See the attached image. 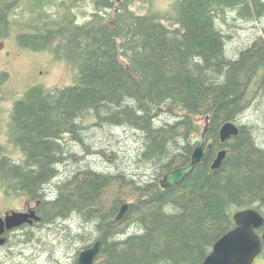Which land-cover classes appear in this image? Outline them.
<instances>
[{
  "label": "trees",
  "instance_id": "16d2710c",
  "mask_svg": "<svg viewBox=\"0 0 264 264\" xmlns=\"http://www.w3.org/2000/svg\"><path fill=\"white\" fill-rule=\"evenodd\" d=\"M24 1L0 0V37L19 23L12 14ZM92 1L96 11L85 23L69 2L53 17L49 0L27 1L34 16L26 23L35 31L20 33L19 44L55 49L78 73L72 85L33 86L14 102L8 134L23 157L14 160L0 143V183L39 200L44 225L80 217L84 225L72 236L84 248L101 241L96 264H202L235 227L236 211L255 208L264 215V146L253 127L239 121L264 90V41L232 57L216 24L227 9L261 19L264 0H171L168 9L145 14L131 5L153 0ZM201 118H208L206 139L213 145L207 159L180 184L163 188L167 172L190 163L189 138L201 134ZM87 119L138 131V163L151 165L155 176L85 167L58 179L72 158L65 136L84 144ZM228 121L240 132L222 143L219 130ZM224 147L227 156L213 169ZM56 179V193H47ZM125 203L129 208L117 220Z\"/></svg>",
  "mask_w": 264,
  "mask_h": 264
},
{
  "label": "rangeland",
  "instance_id": "374dc122",
  "mask_svg": "<svg viewBox=\"0 0 264 264\" xmlns=\"http://www.w3.org/2000/svg\"><path fill=\"white\" fill-rule=\"evenodd\" d=\"M27 1H24L15 13H9L19 23L14 24L6 36L0 37V72L5 70L10 73L7 82L0 88V143L7 147V154L16 161H20L23 155L11 142L8 134L14 100L23 97L33 86L53 88L72 85L78 73L76 65L55 49L36 50L19 44L17 36L20 33L35 31V28L26 23L34 16V13L27 9ZM64 2L71 3L79 23L88 21L96 11L92 0H49L50 5H47L46 9L53 17H58L64 12L61 6ZM150 2L152 3L135 1L131 8L135 12L145 14L151 10L164 11L171 5V0ZM216 24L227 36V53L232 57L238 56L240 51L258 40L264 41V17L255 21L246 20L240 17L237 11L227 9L225 14L217 18ZM261 95L243 113L239 121L251 125L256 140L264 146V90ZM199 122L201 127L206 124L203 118ZM83 123L85 128L81 135L84 144L71 134L65 136L68 145L66 148L70 150L72 158L60 166L61 177L58 179L67 178L74 171L85 167L112 173L125 171L136 178L149 179L155 176L151 165L138 163V153L142 148L141 134L138 131L126 127L97 125L92 119ZM100 150L102 152H99ZM112 150L116 151L114 155ZM58 179L46 187L47 193H56L54 184ZM30 201L28 195L8 190L0 183V214L23 208ZM36 223L37 225H27L9 235V243L0 246L2 264H71L78 259L80 251L85 249V244L77 242L71 233L84 225L80 217L74 216L47 225ZM88 225H85L87 229ZM254 264H264V251L256 258Z\"/></svg>",
  "mask_w": 264,
  "mask_h": 264
},
{
  "label": "water",
  "instance_id": "95a60500",
  "mask_svg": "<svg viewBox=\"0 0 264 264\" xmlns=\"http://www.w3.org/2000/svg\"><path fill=\"white\" fill-rule=\"evenodd\" d=\"M208 118L201 134H193L189 138V143L193 145L191 161L188 165L178 167L167 172L161 179L160 184L163 188H170L180 184L195 169L198 163L204 162L211 149L212 143L206 139L208 130ZM240 132V126L233 121L224 123L219 136L222 143L229 141ZM228 149L223 148L218 153L212 163L213 169L221 167L226 158ZM129 204L121 206L116 217L120 220L124 217ZM235 227L220 237L213 245L212 251L204 259L202 264H253L261 254L264 243V229L262 233L257 230L264 226V215L255 208H245L234 213ZM41 217L35 210L7 212L4 217L0 216V246L6 243L4 234L25 224H32L40 221ZM101 249V241H96L92 246L80 251L78 264H96V257Z\"/></svg>",
  "mask_w": 264,
  "mask_h": 264
},
{
  "label": "flooded vegetation",
  "instance_id": "af4514ba",
  "mask_svg": "<svg viewBox=\"0 0 264 264\" xmlns=\"http://www.w3.org/2000/svg\"><path fill=\"white\" fill-rule=\"evenodd\" d=\"M117 1H119V0H117ZM1 74H5L7 77H5V81L4 82H7V80H8V78H9V75H10V73H8V71H5V70H2L1 72H0V75ZM16 100H14V102H15ZM14 105V104H13ZM9 126H10V123H9ZM8 130H9V128H8ZM233 139V137L230 139V140H232ZM229 140V141H230ZM226 149H228L227 147H225ZM31 201L30 202H27L26 204H25V206L23 207V208H18L17 209V211H29L30 209H33V210H35V212H36V214L37 215H39L40 216V214H39V212H38V207H39V204H40V201L39 200H32V199H30ZM34 203V204H33ZM10 211H12V210H9V211H5L3 214H0V216H2V217H4L5 216V214L7 213V212H10ZM36 222H40V221H36ZM36 222H33L32 224H25V225H22V226H20V227H18V228H14L13 230H11V231H6V233L4 234V236L6 237V243L8 242L9 243V235L10 234H13L15 231H17V230H19V229H21V228H24V227H26L27 225L28 226H34V225H37V223ZM260 229V228H259ZM264 229V228H263ZM263 229H262V231H263ZM258 231V230H257ZM262 231L261 232H259V233H262ZM5 243V244H6ZM263 251V250H262ZM262 253V252H261ZM261 255V254H260ZM259 255V256H260ZM255 262V261H254ZM254 264V263H253Z\"/></svg>",
  "mask_w": 264,
  "mask_h": 264
},
{
  "label": "bare ground",
  "instance_id": "6f19581e",
  "mask_svg": "<svg viewBox=\"0 0 264 264\" xmlns=\"http://www.w3.org/2000/svg\"><path fill=\"white\" fill-rule=\"evenodd\" d=\"M258 2V1H257ZM254 8V7H253ZM235 122V121H234ZM168 133V132H167ZM156 134V133H155ZM79 137V136H78ZM159 145V144H158ZM156 147V146H155ZM149 151V150H148ZM72 153V152H71ZM115 154V153H114ZM212 166V165H211Z\"/></svg>",
  "mask_w": 264,
  "mask_h": 264
}]
</instances>
